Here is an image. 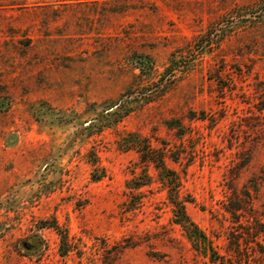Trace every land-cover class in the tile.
I'll list each match as a JSON object with an SVG mask.
<instances>
[{
    "label": "rangeland",
    "instance_id": "rangeland-1",
    "mask_svg": "<svg viewBox=\"0 0 264 264\" xmlns=\"http://www.w3.org/2000/svg\"><path fill=\"white\" fill-rule=\"evenodd\" d=\"M173 201L256 264L264 0H0V264H223Z\"/></svg>",
    "mask_w": 264,
    "mask_h": 264
},
{
    "label": "trees",
    "instance_id": "trees-1",
    "mask_svg": "<svg viewBox=\"0 0 264 264\" xmlns=\"http://www.w3.org/2000/svg\"><path fill=\"white\" fill-rule=\"evenodd\" d=\"M138 63H140L144 68H149L151 59L148 56L139 55L137 56ZM122 106V105H121ZM122 109V108H121ZM201 119H205L204 116L201 117ZM183 135V133H181ZM161 158L156 157H148L146 159H150L154 163L157 164V167L161 169L162 171V180L164 183H171L174 182L176 185L180 183V180L175 178H166V175H164V172L171 173L166 168L165 160L163 156H160ZM175 175V173H174ZM176 176V175H175ZM241 203V202H240ZM240 203L232 204L230 207H227V211L231 212L234 216V218L237 220L238 225L240 228L243 229V233L248 235L249 241L255 242L257 247H253V253L258 256V258H253L254 262L256 264H264V221L260 218H254L252 216L251 212L253 211L251 208H249V205H243ZM173 204L175 206L174 209V219L175 223L180 225L183 230L186 232L187 237L193 242L198 243L203 246H207L211 249V260L213 262L217 261H224L227 260L226 256H220L217 254V252L214 250L213 246H211L212 241L209 239V237L206 235L205 232H203L200 227L191 220L189 217L186 205L184 202H176L173 201ZM246 213H248L251 217H249L246 222H243L242 219L246 218ZM264 215V213L262 214ZM251 218L253 219L251 221ZM237 247L235 250L236 256H238L239 261H242L244 259L243 257H246L245 263L250 264L252 259L251 255L248 253V251L244 252L241 250V243L240 240L235 242ZM207 248V247H206ZM63 255H65L67 252L63 250ZM232 260V259H231ZM232 263V262H231ZM242 263V262H240Z\"/></svg>",
    "mask_w": 264,
    "mask_h": 264
}]
</instances>
